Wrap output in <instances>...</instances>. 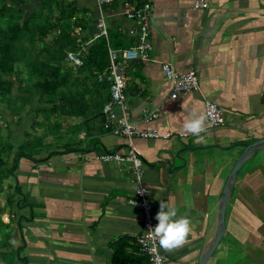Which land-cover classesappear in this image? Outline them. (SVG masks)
<instances>
[{
  "label": "crops",
  "instance_id": "1",
  "mask_svg": "<svg viewBox=\"0 0 264 264\" xmlns=\"http://www.w3.org/2000/svg\"><path fill=\"white\" fill-rule=\"evenodd\" d=\"M75 1L85 11L90 42L98 38L103 16L108 29L126 37L122 48L136 43L129 34L136 24L123 14L124 3L138 6L144 0L103 6L98 0ZM206 1L207 8L195 9L196 0H152L153 60H120L131 121L140 131L171 137L129 140L114 134L106 119L78 134L67 129L58 138L48 136L52 141L46 138L47 146L14 170L17 200L25 205L22 218L13 221L16 215L0 204L7 225L0 234V264L12 250L18 251L14 264H150L138 244L143 211L129 202L135 197L132 164L97 159L106 152H135L143 160L154 217L166 201L190 218L184 243L160 248L165 264H199L215 237L219 201L236 161L245 144L264 137V0ZM30 4L41 7V0ZM164 63L180 73L195 72L199 90L173 99ZM205 98L224 110L225 124L209 128L205 122L203 139H197L184 123L205 114ZM147 113L160 116L145 122ZM206 264H264V148L240 170L226 233Z\"/></svg>",
  "mask_w": 264,
  "mask_h": 264
},
{
  "label": "trees",
  "instance_id": "2",
  "mask_svg": "<svg viewBox=\"0 0 264 264\" xmlns=\"http://www.w3.org/2000/svg\"><path fill=\"white\" fill-rule=\"evenodd\" d=\"M30 1L0 0V196L19 161L33 160L48 136L58 138L67 129L78 134L97 120L105 124L111 82L99 77L110 66L109 49L126 44L125 36L110 29L108 39L90 42L85 11L75 0H41V7ZM70 51L81 52L83 66L68 62ZM25 121L29 125L22 129ZM6 229L0 218V234ZM17 257V250L6 253L5 264Z\"/></svg>",
  "mask_w": 264,
  "mask_h": 264
},
{
  "label": "built area",
  "instance_id": "3",
  "mask_svg": "<svg viewBox=\"0 0 264 264\" xmlns=\"http://www.w3.org/2000/svg\"><path fill=\"white\" fill-rule=\"evenodd\" d=\"M114 0H98L100 6L111 5ZM209 6L206 0H196L194 8L201 9ZM154 5L152 0H144L138 6H132L129 1L124 3L123 14L132 20L136 27L129 31L136 43L132 46L119 50L109 49L110 66L106 73L99 77V81L107 79L111 82V99L104 107V114L107 124L113 126V133L121 135L129 140L134 138L142 139H169L171 133L161 134L158 130L140 131L136 123L131 121L127 106V96L125 92V76L120 60L126 61H151L153 60L154 46L151 41L150 31L154 22ZM99 34L97 37L104 36L109 38V30L104 17L97 24ZM85 50V48H83ZM67 60L74 67L83 66L81 52H68ZM162 69L167 80L172 84V98L177 99L183 93H191L199 90V77L195 72L180 73L171 63L162 64ZM212 114L206 117V125L209 128L221 127L225 124L224 110L212 100L205 98V114L209 109ZM159 113H147L144 121L149 122L157 117ZM104 162L128 161L132 164L135 185V197L130 199V204L141 207L144 214L143 232L138 237L139 250L149 258L150 264H165L166 256L161 252L158 246V238L154 237L149 230L154 227L158 221L154 217V206L150 202V192L144 184V162L132 152L127 157L118 153L106 152L99 156Z\"/></svg>",
  "mask_w": 264,
  "mask_h": 264
},
{
  "label": "clouds",
  "instance_id": "4",
  "mask_svg": "<svg viewBox=\"0 0 264 264\" xmlns=\"http://www.w3.org/2000/svg\"><path fill=\"white\" fill-rule=\"evenodd\" d=\"M212 114L210 108L207 114L191 116L184 123V130L197 139H203L201 133L206 131L205 120ZM155 219L158 223L149 232L158 238V246L162 249H173L181 246L191 231V220L187 215L178 214L176 207L166 201H161Z\"/></svg>",
  "mask_w": 264,
  "mask_h": 264
},
{
  "label": "water",
  "instance_id": "5",
  "mask_svg": "<svg viewBox=\"0 0 264 264\" xmlns=\"http://www.w3.org/2000/svg\"><path fill=\"white\" fill-rule=\"evenodd\" d=\"M261 148H264V137L258 139L257 141L249 144H245V150L238 158L235 163V166L228 177V180L225 184L223 195L219 201L218 205V222H217V229L214 239L211 241L208 249L203 254L202 258L200 259L199 264H206V262L213 256L216 249L220 245L225 233H226V214L227 208L230 202V198L232 195L233 187L236 181V178L242 169L244 163L248 160V158L256 153Z\"/></svg>",
  "mask_w": 264,
  "mask_h": 264
},
{
  "label": "rangeland",
  "instance_id": "6",
  "mask_svg": "<svg viewBox=\"0 0 264 264\" xmlns=\"http://www.w3.org/2000/svg\"><path fill=\"white\" fill-rule=\"evenodd\" d=\"M43 117H40V119H42ZM53 121L55 120L54 118L52 119ZM26 123V121H25ZM2 126H5V124H1ZM29 125V123H26L25 127L22 129L27 128ZM20 130V127L18 128ZM3 135L7 134V131L4 129L3 130ZM42 131V130H41ZM43 133V131H42ZM48 140L52 141V138H47ZM46 139V140H47ZM14 143V142H13ZM57 142L54 141L55 145ZM18 146V145H17ZM17 149V148H16ZM15 149V150H16ZM14 170H12V175L4 182V191L2 192L1 196H0V204L3 206H6V210L9 211V214H15L17 218L13 219V221L15 220H19L22 218L23 213H22V209L25 206L24 203H22L21 205L19 204L20 200H17L18 198H20L19 193L16 191V186H17V181L15 180V173ZM236 182V181H235ZM13 186L12 188H10L9 186ZM235 186V184H234ZM234 188V187H233ZM12 197H15L16 201L12 202ZM5 210L4 208L2 209V211ZM1 211V210H0ZM1 220H3L2 216H0ZM3 227V226H2ZM12 227V226H11ZM22 248H20L21 250Z\"/></svg>",
  "mask_w": 264,
  "mask_h": 264
}]
</instances>
